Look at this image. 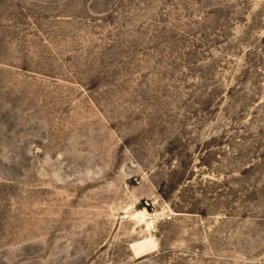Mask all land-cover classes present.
<instances>
[{"label":"rangeland","instance_id":"1","mask_svg":"<svg viewBox=\"0 0 264 264\" xmlns=\"http://www.w3.org/2000/svg\"><path fill=\"white\" fill-rule=\"evenodd\" d=\"M0 264H264V0H0Z\"/></svg>","mask_w":264,"mask_h":264}]
</instances>
